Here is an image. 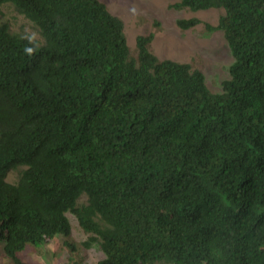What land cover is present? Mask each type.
Here are the masks:
<instances>
[{
  "label": "trees",
  "instance_id": "obj_1",
  "mask_svg": "<svg viewBox=\"0 0 264 264\" xmlns=\"http://www.w3.org/2000/svg\"><path fill=\"white\" fill-rule=\"evenodd\" d=\"M4 4L44 38L28 56L33 45L0 23L5 264H29L28 246L58 236L74 250L67 213L92 235L83 246L104 252L99 264H264V0L173 5L224 9L204 23L234 57L219 92L191 64L158 57L153 34L133 56L102 0Z\"/></svg>",
  "mask_w": 264,
  "mask_h": 264
},
{
  "label": "rangeland",
  "instance_id": "obj_2",
  "mask_svg": "<svg viewBox=\"0 0 264 264\" xmlns=\"http://www.w3.org/2000/svg\"><path fill=\"white\" fill-rule=\"evenodd\" d=\"M102 1L108 4L111 12L125 21L130 48H136V38L139 35L154 34L152 49L160 58L192 64L205 74L207 84L213 91L221 90V83L228 78V68L233 61L223 33L218 31L209 33L204 25L188 31H183L178 26L179 20L194 16L215 26L221 12L193 14L186 9H174L173 5L179 0ZM0 22L8 23L13 31L23 34L25 29H31L38 33V41H42L35 26L11 5L0 8ZM133 53H136V49H133ZM10 180L12 182L17 180L16 172L10 175ZM69 218L73 224V242L76 244L84 242L87 236L80 229L77 219L72 214H69ZM65 240L67 238L58 236L38 251L29 249L20 256L29 264H76L81 258L80 250L68 247L64 243ZM1 255L0 250V258ZM82 256L87 264H96L103 254L98 248H83Z\"/></svg>",
  "mask_w": 264,
  "mask_h": 264
},
{
  "label": "clouds",
  "instance_id": "obj_3",
  "mask_svg": "<svg viewBox=\"0 0 264 264\" xmlns=\"http://www.w3.org/2000/svg\"><path fill=\"white\" fill-rule=\"evenodd\" d=\"M179 2H180V0H179ZM105 3V2H104ZM106 4V3H105ZM177 4V3H176ZM5 5H11V4H4V5H2V6H0V8L1 7H3V6H5ZM107 6H108V4H106ZM175 5V4H174ZM14 9H15V7L13 6V5H11ZM108 8H109V6H108ZM174 8V7H173ZM174 9H176V8H174ZM187 11H189V12H191V13H193V14H200V13H206V12H211V11H217V12H221V16H223L224 15V13H225V11H223V10H221L222 8H211V9H219V10H211V9H208V10H201L202 12H200V11H197V12H193V11H191V10H189L188 8H185ZM16 10V9H15ZM109 10H110V8H109ZM178 10V9H177ZM180 10H183V9H180ZM17 11V10H16ZM18 12V11H17ZM19 13V12H18ZM20 15H22V16H24L28 21H30L34 26H35V28L38 30V32H39V34H40V36H41V39H42V41L41 42H39L38 41V33L37 32H35V31H32L31 29H25V34H23V33H21V32H15V31H13L12 29H11V27H10V25H9V28H10V30L12 31V32H14V33H18V34H20V35H23L21 38L22 39H25V40H27L28 41V43L30 44V45H33V46H26L24 49H23V51H24V53L26 54V55H28V56H33L35 53H36V51L39 49V47H40V45L39 44H43L44 43V38H43V36H42V34H41V32H40V30H39V28L31 21V20H29L25 15H23V14H21V13H19ZM112 14H114L115 16H117L118 18H120L122 21H123V23H124V30H125V33H126V28H125V21L120 17V16H118V15H116L115 13H113L112 12ZM220 16V17H221ZM193 18H198V19H200L201 21H202V23L201 24H199V25H197V26H195L194 28H191V29H188V30H193V29H195V28H197L198 26H200V25H204L205 26V24L204 23H207V22H205V21H203L201 18H199V17H196V16H194V17H190V18H185V19H181V20H188V19H193ZM219 20H220V18H219ZM219 20H218V23H219ZM180 21V20H179ZM178 21V22H179ZM1 23V22H0ZM218 23H217V25H218ZM209 24V23H208ZM211 25V24H210ZM217 25H215V26H217ZM179 26V25H178ZM211 26H213V25H211ZM180 28V27H179ZM181 29V28H180ZM206 29V28H205ZM181 30H183V29H181ZM188 30H183V31H188ZM216 31H218V32H222L223 33V36H224V39H225V41H226V44H227V46H228V48H229V50H230V53H231V56H232V59H233V61H232V63H234V57H233V55H232V52H231V49H230V46L228 45V42H227V40H226V38H225V35H224V32L223 31H220V30H215V31H208L209 33H212V32H216ZM127 35V39H128V34H126ZM150 35V34H149ZM149 35H139V36H149ZM153 36H154V38H155V35L153 34ZM138 38V37H137ZM137 38H136V48H130V45H129V42H128V46H129V48H130V52H131V54L133 55V56H136L137 55ZM153 42H154V39H153V41H152V43H151V45L153 46ZM133 49H136V53L134 54L133 53ZM153 50V49H152ZM153 52H154V50H153ZM155 53V52H154ZM156 54V53H155ZM157 55V54H156ZM158 56V55H157ZM159 57V56H158ZM162 59V58H161ZM170 60H172V59H170ZM173 61H176V62H180V61H178V60H173ZM180 63H185V62H180ZM231 63V64H232ZM187 64H190V63H187ZM230 64V65H231ZM192 65V64H191ZM193 66V65H192ZM195 68V67H194ZM228 74H229V71H228ZM205 75V74H204ZM227 79V78H226ZM225 79V80H226ZM207 81V80H206ZM208 85V84H207ZM210 88V87H209ZM221 88H222V86H221ZM211 89V88H210ZM212 90V89H211ZM213 91V90H212ZM220 91V90H219ZM219 91H214V92H219ZM23 170V168H21V170H19V171H22ZM19 171H12V172H10L9 173V175H8V178H7V180L9 181V182H12L11 180H10V175L12 174V173H14V172H16L17 173V180L15 181V182H12V183H16L17 181H18V178H19ZM84 200V201H83ZM86 201V197H83L81 200H80V202L81 203H83V202H85ZM69 214H72V213H67V217H68V219L70 220V218H69ZM72 215H74V214H72ZM75 216V215H74ZM75 218H76V216H75ZM77 219V218H76ZM77 222H78V220H77ZM70 223H71V225H72V233H73V224H72V222H71V220H70ZM78 225H79V227H80V224H79V222H78ZM80 229L82 230V228L80 227ZM82 232L87 236V239L84 241V242H86V241H88V239L92 236V235H89V234H87V233H85L83 230H82ZM71 241L73 242V239H72V236H71ZM66 241V240H65ZM65 241H64V243H65ZM84 242H81V243H79V244H76V243H74L75 244V246H76V248L77 249H79L80 250V253H81V258H80V260H78V262L76 263V264H87L86 263V261H84V257L82 256V250H83V248L84 249H93V248H98L101 252H102V254H103V257L96 263V264H99V262L100 261H102L104 258H105V254H104V252L102 251V249L100 248V246L98 245V244H94V245H92L90 248H85L84 246H83V243ZM47 246V245H46ZM44 247V246H43ZM39 248L40 247H33V246H28L27 248H26V250L25 251H27V250H29V249H34V251H38L39 250ZM75 248V249H76ZM0 250L2 251V249L0 248ZM25 251H23V252H25ZM22 252V253H23ZM5 257H6V255L4 254V252L2 251V255H1V260H0V264H3L4 263V261H5Z\"/></svg>",
  "mask_w": 264,
  "mask_h": 264
}]
</instances>
